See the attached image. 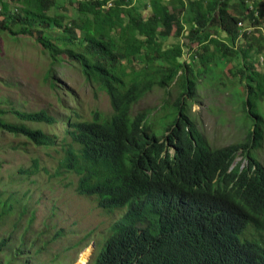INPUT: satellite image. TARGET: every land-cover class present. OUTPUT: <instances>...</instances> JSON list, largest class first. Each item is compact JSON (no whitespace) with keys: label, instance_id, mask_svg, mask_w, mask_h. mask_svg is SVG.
<instances>
[{"label":"trees","instance_id":"obj_1","mask_svg":"<svg viewBox=\"0 0 264 264\" xmlns=\"http://www.w3.org/2000/svg\"><path fill=\"white\" fill-rule=\"evenodd\" d=\"M12 1L21 6L0 0V32L30 35L38 28L35 40L50 58L66 54L84 79L109 97V115L68 118L58 142L55 135L24 123L54 124L55 117L45 109L9 111L18 123L0 118L2 131L58 147L60 165L79 175L77 192L94 196L103 211L125 208L110 223L94 264H264V164L254 153L264 139L259 107L264 71H256L252 59L264 50V33L245 34V46L235 47L241 41L235 39L237 23L245 18L257 23L264 16V0L254 2L257 16L246 8V0L232 3L233 11L230 0H113L107 8V0ZM65 1L75 6V15L53 10ZM177 7L186 9L187 23ZM212 26L228 41L214 36ZM170 36L177 42L166 46ZM187 41L195 47L181 62ZM233 60L241 62V105L250 128L242 143L213 149L189 117L184 96L192 94L201 73ZM174 81L180 95L157 117L159 126L149 123L145 131L150 110L132 113L133 106L151 88ZM237 155L247 159L241 169L232 166ZM32 168L20 172L34 173L37 159ZM8 198L0 197V227L11 209ZM248 228L254 236L243 238ZM25 232L1 238L0 250L9 238L19 241ZM3 260L11 261V251Z\"/></svg>","mask_w":264,"mask_h":264},{"label":"rangeland","instance_id":"obj_2","mask_svg":"<svg viewBox=\"0 0 264 264\" xmlns=\"http://www.w3.org/2000/svg\"><path fill=\"white\" fill-rule=\"evenodd\" d=\"M7 1L14 7L21 6L17 1ZM183 1L186 4L187 0ZM235 2H229L232 11V3ZM245 4L247 8L251 2L246 0ZM58 5L53 10L75 15L74 5L67 1L65 8ZM185 10L176 8V12L183 15L184 23H187ZM146 13L143 15L146 16ZM242 21L247 23L249 19ZM256 24L261 29L252 30L255 37L264 33V17H259ZM184 26L187 29V25ZM211 32L228 41L217 27L212 26ZM30 33L13 36L0 32V109L3 110L0 118L18 123L20 120L9 111L45 109L55 117L54 124L24 123L55 135L58 142L68 118L91 120L95 112L109 115L112 109L107 93L85 80L79 66L66 54H60L56 59L50 58L35 40L38 28L31 29ZM182 41L183 37H179V43ZM176 42L173 36L165 40L166 46ZM244 43L245 38L236 42L235 47L245 46ZM187 44L188 47L183 46L181 62L193 54L191 49L195 45L189 41ZM261 55L264 56V50L252 58L256 71H264V61L259 62ZM215 61L218 59L215 58ZM240 63L237 60L224 66L216 63L214 70L198 76L192 94L184 96L183 103L188 107L189 117L213 149L242 143L250 128V121L245 119L241 105L245 91H241V76L237 71ZM177 83L174 81L166 88H151L134 105L132 113L147 108L150 110L148 122L159 126L157 117L167 113L181 93ZM260 105L264 114V102ZM66 140L69 141V138ZM254 153L264 164V139L262 147ZM62 154L58 147L35 145L23 135L9 134L0 129V197H9L7 204L11 205L1 221L0 239L18 237L16 233L21 235L24 229L27 230L19 241L9 238L5 242L6 246L0 250V264H6L3 259L10 251L11 261L7 264H75L82 249L80 253L88 251V254L86 260L78 264H93L102 241L109 233L110 223L123 213L124 209H115L108 214L97 205L94 196L78 194V174L60 165ZM241 157L237 155L236 161H240ZM33 159H37V170L30 174L20 172V169H33ZM242 236L253 237L252 228H248ZM90 242L93 243L92 249L88 245L84 247ZM38 246L42 248L41 251H37Z\"/></svg>","mask_w":264,"mask_h":264},{"label":"clouds","instance_id":"obj_3","mask_svg":"<svg viewBox=\"0 0 264 264\" xmlns=\"http://www.w3.org/2000/svg\"><path fill=\"white\" fill-rule=\"evenodd\" d=\"M108 1V0H107ZM107 1H106V3H107ZM112 1V3H113V0H111ZM250 2H251V4L253 5V7H252V5L251 4H249L248 5V7H247V9L249 10V11H256V9H255V7H254V0H249ZM106 3L103 5V7H105V8H107V7H109V6H106ZM257 12V11H256ZM255 16H257V13L256 14H254ZM264 17V16H263ZM259 18V17H258ZM254 20V19H253ZM253 20L251 19V20H249L247 23H245V22H243V21H239V22H242V24L244 25V26H249L250 24H252L253 26H254V29H261V27H260V25L259 24H256V23H252L253 22ZM238 24V23H237ZM254 29H252V30H254ZM252 30L250 31V33L252 32ZM237 31H238V25H237ZM250 33H243V37H242V39L244 38V35L245 34H250ZM236 39V38H235ZM242 39H240V40H242ZM236 40H238V39H236ZM134 107V106H133ZM138 112V111H137ZM136 113V112H135ZM148 115H149V113H147V117H146V120H145V125H146V128H145V131L148 129V126H149V123L150 122H148ZM168 151L169 152H173V147L172 146H168ZM244 161V163H242ZM246 163H247V159H244L243 157H241V160L240 161H236V158L233 160V162H232V166H234L235 164H239V166H240V169L244 166V165H246ZM78 180H79V175H78ZM77 184H78V182H77ZM77 190V189H76ZM78 193V192H77ZM78 194H80V193H78ZM80 195H82V194H80ZM83 196H86V195H83ZM117 209H124V211H125V208H117ZM123 211V212H124ZM123 214V213H122ZM121 214V215H122ZM89 244H92L91 246H93V243H88V244H86V245H84V247H86L87 245H89ZM95 247H96V245H95ZM83 250V249H82ZM81 250V251H82ZM80 251V252H81ZM80 252H79V254H80ZM79 254H78V256H79ZM78 258V257H77ZM76 263H77V261H76ZM85 263H87V262H85ZM93 264H94V261H93ZM209 264H214L213 262H211V263H209Z\"/></svg>","mask_w":264,"mask_h":264},{"label":"built area","instance_id":"obj_4","mask_svg":"<svg viewBox=\"0 0 264 264\" xmlns=\"http://www.w3.org/2000/svg\"><path fill=\"white\" fill-rule=\"evenodd\" d=\"M112 4L111 0H108L106 3V6H110ZM238 31H237V36L236 39L240 40L243 37V33H250L252 29H254V26L250 24L249 26H244L242 22H238Z\"/></svg>","mask_w":264,"mask_h":264},{"label":"bare ground","instance_id":"obj_5","mask_svg":"<svg viewBox=\"0 0 264 264\" xmlns=\"http://www.w3.org/2000/svg\"><path fill=\"white\" fill-rule=\"evenodd\" d=\"M91 249H92V246H91V244H89L88 245ZM88 254V251L87 252H85V253H80L79 254V259H78V262L77 263H75V264H78V263H81V262H83V261H85L86 260V255Z\"/></svg>","mask_w":264,"mask_h":264}]
</instances>
